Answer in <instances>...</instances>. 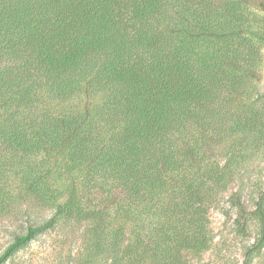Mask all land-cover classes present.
<instances>
[{"label":"trees","instance_id":"1","mask_svg":"<svg viewBox=\"0 0 264 264\" xmlns=\"http://www.w3.org/2000/svg\"><path fill=\"white\" fill-rule=\"evenodd\" d=\"M243 6L239 0H0V137L35 155L58 154L87 166L85 186L119 188L132 219L158 210L169 171L193 155L184 137L204 113L215 83L210 67L241 45L253 50L250 42L232 40ZM82 95L93 100L92 112L53 108ZM186 189L176 206L167 204L177 208L181 228L171 225L145 243L150 233L135 226L130 253L168 240L179 251L208 248L205 206L197 190ZM59 208L83 217L73 197ZM164 213H157L160 231ZM253 214L263 238V197ZM48 225L28 227L0 262Z\"/></svg>","mask_w":264,"mask_h":264},{"label":"rangeland","instance_id":"2","mask_svg":"<svg viewBox=\"0 0 264 264\" xmlns=\"http://www.w3.org/2000/svg\"><path fill=\"white\" fill-rule=\"evenodd\" d=\"M239 2L244 6L237 13L239 30L232 40L250 42L253 50L241 45L236 55L218 60V68L210 67L215 83L204 113L199 123L192 121L184 137L193 155L169 171L171 179H166L159 197L162 210L137 212L132 219L119 188L104 183L85 186L87 166L73 165L58 154L35 155L24 145L0 137V255L28 227L49 223L0 264H164L172 259L176 264H264V236L253 214L260 197L264 202V0ZM213 57L206 56L212 63ZM74 101L55 102L53 108L75 105L73 110L80 114L93 111L89 97ZM32 167L38 168L32 173ZM189 186L199 192L205 206L208 248L179 251L176 242L168 240L130 253L127 246L134 241L135 226L150 233L145 243L171 225L181 228L177 208L167 204L176 206ZM72 197L82 206L83 217L60 211L59 205ZM88 209L100 212L95 217ZM162 212L160 231L157 213Z\"/></svg>","mask_w":264,"mask_h":264}]
</instances>
